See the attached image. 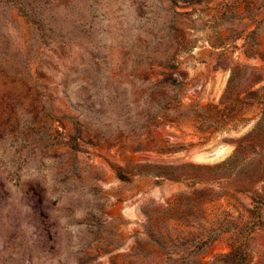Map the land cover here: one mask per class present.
<instances>
[{"label": "rangeland", "instance_id": "374dc122", "mask_svg": "<svg viewBox=\"0 0 264 264\" xmlns=\"http://www.w3.org/2000/svg\"><path fill=\"white\" fill-rule=\"evenodd\" d=\"M0 264H264V0H0Z\"/></svg>", "mask_w": 264, "mask_h": 264}, {"label": "built area", "instance_id": "2783aa9c", "mask_svg": "<svg viewBox=\"0 0 264 264\" xmlns=\"http://www.w3.org/2000/svg\"><path fill=\"white\" fill-rule=\"evenodd\" d=\"M192 33L193 44L173 61V76L181 86L180 98L184 103L201 99L213 102L229 75V71L214 68L216 61H219L218 52L233 53L235 57L240 54L243 41L238 39L234 43L215 47L204 31L192 29Z\"/></svg>", "mask_w": 264, "mask_h": 264}]
</instances>
